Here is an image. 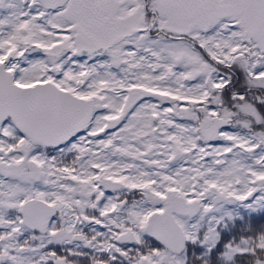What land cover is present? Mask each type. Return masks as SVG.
<instances>
[{"label":"snow or ice","instance_id":"1","mask_svg":"<svg viewBox=\"0 0 264 264\" xmlns=\"http://www.w3.org/2000/svg\"><path fill=\"white\" fill-rule=\"evenodd\" d=\"M0 264H264V0H0Z\"/></svg>","mask_w":264,"mask_h":264}]
</instances>
